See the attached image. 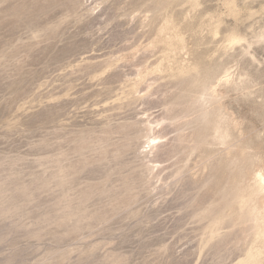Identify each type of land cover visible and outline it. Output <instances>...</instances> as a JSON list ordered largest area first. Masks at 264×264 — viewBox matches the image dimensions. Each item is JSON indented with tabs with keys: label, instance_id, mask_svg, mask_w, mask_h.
<instances>
[{
	"label": "rangeland",
	"instance_id": "374dc122",
	"mask_svg": "<svg viewBox=\"0 0 264 264\" xmlns=\"http://www.w3.org/2000/svg\"><path fill=\"white\" fill-rule=\"evenodd\" d=\"M0 264H264V0H0Z\"/></svg>",
	"mask_w": 264,
	"mask_h": 264
},
{
	"label": "bare ground",
	"instance_id": "6f19581e",
	"mask_svg": "<svg viewBox=\"0 0 264 264\" xmlns=\"http://www.w3.org/2000/svg\"><path fill=\"white\" fill-rule=\"evenodd\" d=\"M235 39V38H234ZM233 40V39H232ZM210 87V86H209ZM202 88V87H201ZM224 132V131H223ZM210 136V135H209ZM228 136V135H227ZM148 143H150V144H152V148H154L155 147V144H156V142H155V140L153 139L151 142H148Z\"/></svg>",
	"mask_w": 264,
	"mask_h": 264
}]
</instances>
